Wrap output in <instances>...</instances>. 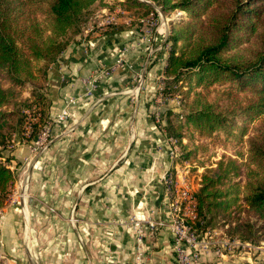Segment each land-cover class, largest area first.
Returning <instances> with one entry per match:
<instances>
[{"label":"crops","instance_id":"0c3cea01","mask_svg":"<svg viewBox=\"0 0 264 264\" xmlns=\"http://www.w3.org/2000/svg\"><path fill=\"white\" fill-rule=\"evenodd\" d=\"M147 16L105 29L83 27L49 68L51 120L66 100L75 103L68 120L53 122L41 152L32 154L31 143L19 141L3 151L30 177V199L6 208L0 220V264H137L135 234L121 223L134 214L165 215L164 172L193 181L149 116L167 46L162 36L144 40ZM155 42L160 49L149 55ZM119 58L122 64L105 75ZM93 79L96 89L83 96ZM142 247L141 264H173L168 230L147 234Z\"/></svg>","mask_w":264,"mask_h":264},{"label":"trees","instance_id":"16d2710c","mask_svg":"<svg viewBox=\"0 0 264 264\" xmlns=\"http://www.w3.org/2000/svg\"><path fill=\"white\" fill-rule=\"evenodd\" d=\"M108 1L0 0V155L9 150L14 137L28 142L51 120L49 68L74 42L93 8H111ZM156 2L163 12L186 13V18L171 23L163 67L167 86H174L164 87L165 94H174L178 82L185 83V111L164 106L159 129L176 140L177 161L194 159L199 151L207 150L208 145L196 144L197 139L235 153V157L223 155L201 174L195 191L198 219L194 227L203 234L222 220L229 223L232 237L259 242L264 236V0ZM115 5L139 12L138 18L154 11L139 0H117ZM25 88L29 96L20 100ZM33 106L41 116L31 124V136L25 138L23 112ZM148 106L154 121L153 100ZM256 119L260 120L252 135L244 140ZM10 158H4L7 163L0 161V206L14 179ZM242 175L244 184L237 180ZM239 211L245 212L246 219L236 216Z\"/></svg>","mask_w":264,"mask_h":264},{"label":"built area","instance_id":"2783aa9c","mask_svg":"<svg viewBox=\"0 0 264 264\" xmlns=\"http://www.w3.org/2000/svg\"><path fill=\"white\" fill-rule=\"evenodd\" d=\"M147 4H155V0H139ZM117 13H124L122 10H115L113 12L107 13L103 18L98 20L96 23L100 28L109 25H114L118 18ZM182 14V11H178L177 14ZM100 16V15H96ZM146 21L149 28L146 30L144 40L147 42H152V40L158 36H162L164 40L167 38L166 24L163 26V18L161 12L154 8L146 17ZM160 21V24H159ZM160 46L155 48H149V55L155 50H159ZM122 60L119 58L116 63L107 68L104 71L105 75H108L109 70H114L116 66H120ZM164 76H160L157 84L156 95L154 97V108H153V119L154 122L159 125L163 123V106L166 102L172 101L175 105V109H179L180 100L177 96L171 97L164 93L163 86ZM96 79L89 82L86 86L83 96H91L93 91L96 89ZM75 99L70 98L65 101L59 112L56 114L54 121H47L38 131V133L32 139V151H38L42 149L48 143L50 139V132L53 122H64L70 117V108L72 104L75 103ZM24 115L26 118V123L24 130L22 132L23 137L28 138L31 136L32 127L31 124L38 120L41 116L39 108L33 106L30 109L24 110ZM162 131V130H161ZM163 132V131H162ZM166 137V136H165ZM171 148H169V153L172 157L178 156V147L176 140L174 138L166 137ZM18 140L14 137L12 143L8 145L7 148H12ZM2 146L0 145V149ZM0 161L5 162V159L0 155ZM9 168L13 170V166L8 164ZM182 171V170H181ZM26 182V179H25ZM20 181V189L23 190L15 199L12 198L10 203H5L0 206V220L4 218L6 208L14 205V203L19 200H24L26 197V183L22 184ZM161 183L163 188V207L162 210L165 215L162 217L152 212L142 213L140 215H132L128 220L122 222L126 227L133 230L135 234V260L137 264H141L143 255V242L144 237L147 234H152L156 229L164 228L169 231L172 235V250L174 254L173 264H203L205 259H208L210 255H214L219 258H224L227 253L234 251L235 248L248 249L257 251L260 246L252 245L250 242L241 241L238 239L229 240L227 238H217L214 233L206 231L200 234L194 224L198 219L197 213V200L195 196V188L191 181L185 179L184 175L180 179L175 178V176L168 170L161 175Z\"/></svg>","mask_w":264,"mask_h":264},{"label":"rangeland","instance_id":"374dc122","mask_svg":"<svg viewBox=\"0 0 264 264\" xmlns=\"http://www.w3.org/2000/svg\"><path fill=\"white\" fill-rule=\"evenodd\" d=\"M117 1V0H116ZM115 0H109V4L111 5V8H109L108 6H96L95 8H93V10L91 11V13L84 18V21L82 22L81 26H80V31L82 30L83 27L88 26V25H93L95 26L96 23L98 22V20H100L101 18L104 17L105 14L113 12V11H117V10H122L124 11V13H117V22L114 25H109V27L111 26H115L117 24H119L120 22H127L125 24H130L131 21L128 20V17H132L133 22H135V18L138 16L139 12H132L130 10H127L119 5H115L112 7V4H114L116 2ZM120 1V0H119ZM155 4L161 9V6L157 4L156 0H155ZM162 10V9H161ZM178 11H182V10H172L169 12H163L162 13L165 15V17L168 19L167 20V25H166V31H167V37L168 34L170 32V26L171 23L176 20V19H180V18H186V13L185 11H182L183 13L181 14H177ZM96 15H100L97 16ZM124 19L126 21H124ZM122 20V21H121ZM119 22V23H118ZM160 24V21H159ZM108 26L104 27L107 28ZM78 34V33H77ZM75 34V35H77ZM75 35L73 37V41L75 40ZM156 46L159 44V42H155ZM244 46L247 45V43L243 44ZM167 46V50L169 49V44H166ZM156 51V50H155ZM154 54V53H153ZM158 84V82H157ZM170 84L168 83V86ZM178 90L176 92H174V94H169V92L167 93V95L171 96V97H175L177 96L178 99L180 100V105H179V109H177L176 111H185V106L184 104V99H183V93L185 92V90L187 89L186 85L184 82H178L177 86ZM163 86L165 87V89H168L169 87L173 88L174 86L171 84L169 87L167 86V80L164 78L163 79ZM29 96V91L28 88H25L21 91V97L19 98L20 100H23L24 98H28ZM152 100H154V98H152ZM154 103V101H153ZM170 103V107H174L175 105L172 102ZM172 104V106H171ZM260 119H256L254 120L251 125L250 128L248 130L247 135L244 136V140H248V138L252 135L254 128L257 126L258 122ZM163 124V123H161ZM33 139V138H32ZM32 139L28 142L31 143V149H32ZM50 141V140H49ZM48 141V143H49ZM206 143L207 146V150L203 151H199L196 155V158L194 159H188V160H179L180 165L178 166L179 168L182 167V169L185 171L186 174H192L194 175V179H192L193 184L195 185L197 182L200 183V179L198 180L199 177H201V174L204 172V170L208 167H214L216 162L221 159V157L224 156H232L235 157V153L231 148H224L220 145H212L210 144L207 140L204 139H197L196 140V144L199 143ZM46 146H44L42 149L38 150V151H32V154H36L38 152H41ZM178 147V154L180 153V149L179 146ZM1 150V149H0ZM2 155V154H1ZM177 157L175 159H173V161L175 160V162ZM4 163H7V161H5ZM22 167V166H21ZM19 168L18 170L14 167L13 168V173H14V179L12 184L9 187V191H8V195L6 197V199L3 202V205L5 203H10V201L12 200V198H16L17 196H19V194L21 193V191L23 192L22 189H20L19 187V183L20 181L25 184L26 183V190H24V192L27 194L26 197L24 198V202H27L30 199V194L27 192V190H29V186H30V177L28 178V174L24 175L23 173H21V169ZM26 179V182H25ZM237 180L240 181L241 184H244L245 182V177L244 175L240 176L239 178H237ZM196 186V185H195ZM199 184L197 187H195V191L198 189ZM21 201V200H19ZM18 201V202H19ZM241 203L243 204V202L241 201ZM14 204H17L16 202ZM2 205V206H3ZM236 216H240L241 219H246L247 215L245 214V212L243 211H239L235 213ZM251 217V216H250ZM68 218V217H67ZM252 218V217H251ZM69 219V218H68ZM71 222L76 223L77 219L74 217L70 218ZM229 223L228 222H223L222 220H217L213 225H210L207 230L210 231L211 233L215 234V237L217 238H227L229 240H234V239H238L241 240L240 238H238L237 236L234 235V237H232V234L229 231ZM26 229V230H25ZM23 230H25L26 233V237L28 239V236H30V232H29V224L26 223V225H23ZM198 231V230H197ZM200 233V231H198ZM243 241V240H241ZM250 242L252 245L255 246H260V249L257 251H253V250H246V249H239V248H235L234 251L227 253V257L225 258H212L209 262L210 264H264V236L262 238H260L259 242H252V241H248ZM245 241V242H246Z\"/></svg>","mask_w":264,"mask_h":264},{"label":"water","instance_id":"95a60500","mask_svg":"<svg viewBox=\"0 0 264 264\" xmlns=\"http://www.w3.org/2000/svg\"><path fill=\"white\" fill-rule=\"evenodd\" d=\"M149 5H151L155 9H158L161 12L162 18L165 19V15L162 13V10L156 4L150 3ZM144 76H145V72L142 74V79L144 78Z\"/></svg>","mask_w":264,"mask_h":264},{"label":"bare ground","instance_id":"6f19581e","mask_svg":"<svg viewBox=\"0 0 264 264\" xmlns=\"http://www.w3.org/2000/svg\"><path fill=\"white\" fill-rule=\"evenodd\" d=\"M167 20H168V19H167L166 17H165V19H163V23H162L163 26H164V24H166Z\"/></svg>","mask_w":264,"mask_h":264}]
</instances>
